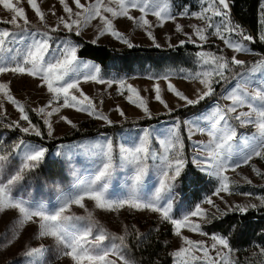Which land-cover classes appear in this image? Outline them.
I'll list each match as a JSON object with an SVG mask.
<instances>
[{
    "label": "snow or ice",
    "instance_id": "snow-or-ice-1",
    "mask_svg": "<svg viewBox=\"0 0 264 264\" xmlns=\"http://www.w3.org/2000/svg\"><path fill=\"white\" fill-rule=\"evenodd\" d=\"M72 2L79 11H74L69 6L68 0H59L67 19L60 16L59 22L54 27H48L46 14L41 10L38 0H27L40 22L48 29L41 31L31 26L25 9L18 6L19 0L16 3L13 0H0V5L13 13L10 20H0V23L14 26L12 29L0 28V76L8 73L27 75L39 79L40 86L46 87L47 92L51 94V99L46 105L32 111L44 117L43 126L47 129L48 139H57L54 136L55 129L51 118L59 114L62 108H73L78 112H85L109 126L114 123L107 115L100 112L96 103L82 91L80 88L82 81L107 84L109 88L114 84L118 85V94L123 95L125 91L129 93L125 97L127 101L142 109L151 119L152 113L146 99L134 86L126 84L123 78L105 80L101 76V68L98 65H88L79 59L80 45L73 43L70 39L60 40L53 47L52 33L60 31L62 25L63 30L69 33L75 29V35L79 36L83 27H86L91 20L99 18L103 28L97 39L100 35L111 34L131 48L134 45L116 29L113 23L114 18L126 17L137 26L144 27L146 34L155 43V37L149 29L155 26L162 27L169 20L175 21L172 0H108L107 4L105 0H91L88 4L81 3V0H72ZM111 4L117 6H110ZM201 4V10L198 12L190 13L185 6L184 11L179 13L181 17L190 16L205 24L204 27L191 26L194 32L185 33L187 41L181 40L179 42L181 46L186 42L196 44V40L192 38L194 35L202 42L198 47L203 49V44L209 39V33L223 41L228 49L236 53H250L252 49L249 45L255 43L257 39L264 43V0H259L258 4V33L255 37L240 23L233 21L232 0H201ZM131 10H138L141 15L132 16ZM106 14H110L112 18L110 19ZM149 14L156 17L157 25H153L147 19ZM51 15H56L55 11H52ZM216 18L219 20L217 21ZM176 31H183L179 24L176 26ZM92 43H96V40ZM169 46L174 47L171 44ZM155 47L159 48L160 45L155 43ZM196 57L202 70L191 76L182 77L198 80L203 85L204 90H197L195 98H190L179 91L171 83L170 74L148 78L167 81V90L170 93L184 101L186 106H196L215 94L214 84H219L221 80H228L225 74L231 70L232 66L245 68V71L236 72L232 76V79L236 80L235 86L222 95V99L230 101L229 104L221 106L217 102L211 106L210 111L201 112L183 122L177 118L172 129L159 133V143L163 149L159 154L151 150L154 130L148 127L140 129L136 136L129 138L127 143L120 144L118 154L113 139L106 136L102 141L93 144L58 145L54 155L60 159L53 163L60 166V172L57 175L61 180L64 177V166L73 163L77 155L76 150H82L96 159L88 176L80 179L77 173L79 182L75 184L74 190L63 194L51 208L43 201L30 203L16 191L18 186L23 185L26 179L42 165L45 168L48 167L49 148L42 144L27 142L23 138H19L7 148L0 145V213L7 210L17 211L18 216L14 219L20 228L29 222L38 225V238L54 239L57 245L55 259L66 257L70 259L71 264H117V260L121 264H136V261L129 258L126 252L127 232L124 235L110 233L93 219L91 212H88L87 216L66 214L70 212L73 205L87 211L85 199L93 201L97 209L110 212L128 208L158 213L161 221L170 223L173 234L181 238L183 242L181 247L170 253L173 264H238L232 259L236 249L232 247L229 235L212 234L213 243L206 245L204 241H196L184 236L182 229L207 236L208 233L202 229V223H209L215 217L211 216L209 210L203 205L207 204L220 212L212 196L223 200L221 193L232 194L234 182L226 173L229 170L235 172L236 169L249 165L253 158L264 160V59L246 67V62L237 59L236 56L229 60L224 55L201 50L196 53ZM10 83L11 81L0 82V95L3 100L15 106L20 117L19 120L5 123L7 113L3 101H0V124L10 130L19 129L26 135H35L43 140L45 133L41 126L32 122L25 105L12 95ZM250 84L254 85L251 90ZM153 91L155 100L171 112L172 109L169 108L168 103L162 99L158 83L154 84ZM245 107L248 111L240 110ZM115 111L126 118L125 112L118 106ZM59 119L72 128H77V124L66 116L60 115ZM233 120L238 122L240 127L249 125L254 127L255 132L251 135L238 133L237 126L232 123ZM21 121L26 122L27 126H22ZM202 121L211 123L208 127H201ZM181 123L187 128L189 140L198 132L209 137L207 142H195L197 154L190 161L184 154V140L180 135ZM14 157L20 160L19 165L15 167L12 163ZM150 160L153 161L151 166ZM125 167L129 169L125 180L129 189L127 195L122 197L116 196L115 193L110 195L109 183L114 173ZM252 169L257 175H264L255 165H252ZM199 173L215 178L217 186L212 196L205 197L200 203L195 204L193 210L183 212V202L180 205L176 204L177 189L182 185L198 183L202 179ZM150 174L155 176V183H150L145 188L146 180L151 179ZM247 182L251 184L250 180ZM23 191L26 189L20 188V192ZM244 195L252 194L244 193ZM257 199L260 201L259 207L264 208V197H257ZM224 203L229 212H238L241 215L258 207L257 204L252 203L245 205L228 204L227 201ZM174 207L176 215L173 213ZM223 215H227V212ZM82 221H88L87 225H81ZM237 227L238 225H232L233 230ZM136 236L140 240L142 234L137 231ZM14 237H19V231L14 233ZM106 241L108 243H105ZM257 247L261 255H264V245H257ZM48 252L49 249L42 244L37 247L25 246L19 264H52V261L47 259ZM211 252L215 255H211ZM110 257H116V259Z\"/></svg>",
    "mask_w": 264,
    "mask_h": 264
},
{
    "label": "rangeland",
    "instance_id": "rangeland-1",
    "mask_svg": "<svg viewBox=\"0 0 264 264\" xmlns=\"http://www.w3.org/2000/svg\"><path fill=\"white\" fill-rule=\"evenodd\" d=\"M13 2L16 3L17 0H13ZM89 2H91V0H81V3L83 4H88ZM38 3L40 4L41 10L44 11L46 14V24L48 27H54L59 22L58 17L60 16H64L67 19V15L63 12V6L59 3V0H38ZM68 3L69 6H71L74 11H79V9L75 8V5L72 2V0H68ZM105 3L107 4L108 0H105ZM18 6L23 7L25 9L27 17L31 22V25L35 26L34 29L47 31L45 25L40 22L39 18L35 15L34 11L28 5L27 0H19ZM110 6L116 7L117 5L111 4ZM52 11H55L56 15H51ZM172 12L174 15H176L175 21L169 20L165 22L162 27L155 26L152 29H149L150 31H152L153 36L155 37V43H158L160 46H169V44L171 45L180 44L179 42L181 40L187 41V37L185 33L191 34L194 32V29L191 26L193 25L200 27L205 26L204 22L201 20L191 18L190 16L181 17L179 16V14L174 13L173 9ZM130 14L135 17H139L141 15V13L138 10H131ZM12 15H13L12 12L5 10L3 6L0 5V20L3 21L10 20ZM106 15H108L110 19L112 18L110 14H106ZM147 19L153 25L158 24L156 17L152 16L151 14L147 16ZM216 19L217 21L219 20V18ZM113 23L116 29L121 33H123L131 41L132 44H147V45L155 44L153 40L150 39L149 36L146 34V29L144 27L137 26L136 23H134L131 20H128L126 17L114 18ZM177 24H179L182 27L183 31L181 32L176 31ZM102 28H103L102 22L100 21L99 18H96L94 20H91L86 27L82 28L81 35L88 40L91 41L96 40L97 43L108 42L114 45H127L117 40L111 34L100 35L99 38L97 39V36L99 35V32ZM61 30H63L62 25H61ZM73 31L75 32V29ZM192 38L193 40H196V43L198 44L202 43L194 35ZM63 39L65 38L53 37V47H55V44ZM233 39H236V37H233ZM207 42L210 43L212 42L221 46V48L224 50L225 53L224 56L227 57L229 60L231 59V57L236 56L237 59L244 60L245 62L249 63L248 66L246 67H250L254 62L260 60V59H254V55L257 54L253 50L250 53H236L233 50L228 49L227 46L223 43V41L219 40L215 36L210 35V33ZM249 47L251 48L250 45ZM80 60L88 65L91 64L98 65L97 63L90 60H85V59H80ZM234 67L235 66H232L231 70L225 74L228 77V80L227 81L221 80L220 82L221 84L219 90L220 92H218L217 94L218 100L212 103L209 107H207V109L202 110L201 112L210 111L211 106L217 102H219L221 106L230 103V101H226L222 99V95L226 93V90H230L235 86L236 80L232 79V76L236 72H243L246 70L245 68H239L238 71H234L233 70ZM170 79H171V83L179 91L183 92L185 95L189 96L190 98L196 97L197 90L200 91L204 90L203 85H201L198 80L184 79L182 77H170ZM125 80H126V84H131L132 86H134L140 92V95L146 99L149 110L151 111L152 115H158L161 113H170L167 109L164 108V106L161 103L155 100V93L153 91V86L156 83H158L161 88L162 99H164L168 103L169 108H171L172 111L185 105L184 101L179 100V98H177L176 96H174V94L170 93L167 90V81L163 79L154 80L146 77H128L125 78ZM8 81H11L10 89L12 95L21 103H23L25 107L27 105L33 109H39L41 106L46 105L47 102L51 99V94L47 92L46 87L40 86L41 81L37 78L29 77L27 75H13L11 73L0 76V82H8ZM215 85L216 84H214V88ZM253 87L254 85L251 84L249 85L250 90ZM80 88L87 96H89L96 103L97 109L100 112H102L104 115H107L113 122H118L120 120L131 119L136 117H140V118L147 117L142 109L137 108L136 106L130 104L127 101L125 97L129 93L125 91L123 95L118 94V85L114 84L111 88H109L107 84H99L93 81H89V82L82 81L80 84ZM76 94L79 95V93ZM0 101H3L4 103V108L6 109L7 116L11 118L13 121L19 120L20 113L16 110L15 106L7 102L6 100H3L2 95H0ZM101 101H103V103H101ZM117 106L125 112L126 118L121 117L118 114V112L115 111ZM240 110L248 111V108L245 107ZM201 112L185 117L183 121L186 119H191L194 116L199 115ZM60 115L68 117L76 124H78L80 121L85 119L92 120L97 124H106L104 121L95 119L89 116L85 112H78L73 108H62L59 114L53 115V117L51 118L53 127L55 129L54 136L62 134L72 128L69 124L59 119ZM38 116L41 117L43 120L44 117H42L41 115ZM175 122L176 119H171L166 122L153 124L148 127L154 130L153 141L151 145V150L153 152L159 154L163 151L159 143L160 140L159 133L162 131L166 132L172 129ZM210 123H211L210 121H202L201 127H208ZM232 123L237 126L238 133L251 135L252 133L255 132V128L250 125L247 127H240L238 122H236L235 120H233ZM21 124L22 126H27L26 122L21 121ZM140 129L142 128L124 130L120 132L118 135V148L120 144L127 143L130 137L136 136V134L139 132ZM185 133L187 138L188 133L186 127H185ZM105 136L106 135L96 136L62 145L71 146V145H79L82 143L93 144L102 141ZM187 140L190 143L189 156L190 158H192L194 155L197 154L195 151V142L196 141L207 142L209 140V137L206 134H201L198 132L197 134L192 136L191 140H189L188 138ZM56 151L57 148L53 149L50 152V155L55 156L54 154ZM76 151H77V155L74 157V159L72 157H70V159H73V165L75 167L76 172L82 174L80 176V179H84L92 171L93 161L96 158L90 156L87 153H84L82 150H76ZM149 164L151 166L153 164V161L150 160ZM252 165H255L256 168H258L261 173H264V160H260L259 158H253V160L249 165L242 166L236 169L235 172L229 170L226 174L230 177L231 181L234 179L240 182H247L248 180H250L251 182L256 184H263L264 175H257L253 171ZM128 174H129V169L127 167L123 169H118L117 172L114 173L112 180L109 183L108 192L110 195L113 193H115L116 196H121V197L127 195L129 189H128V185L125 183V180ZM150 176L151 179L146 180L145 188H147V186L150 183H155V176L151 174ZM77 182H79L78 179L67 185L65 188H63L60 194L54 200L52 201L43 200V202L49 208H51L63 194H66L74 190L75 184ZM221 196H223V200H221L219 197L212 196V199L214 200L215 204L219 207L220 212H217L216 209L210 208V206L207 204H204L203 207L208 210L213 209L217 213H224V212H229L227 205L224 203V201H227L228 204L245 205L252 203V204H257L259 206L260 201L259 199H257V197H264L253 194L249 196L234 191L232 192V194L221 193ZM28 201L30 203L40 202L38 200H28ZM84 203L87 211H85V209H82L77 205H73L70 209V212L66 214L87 216L88 212H91L93 218L103 222L109 229L111 230L113 229L120 234H123L127 227H129V229L131 230L147 220H150L155 217H159L158 213H153L147 210L136 211L133 209L124 208L116 212H110L102 209H97L93 201L85 199ZM17 216L18 213L15 210H7L4 213H0V233L1 232L6 233L5 241L0 244V264L8 263L9 261H11L10 264H19L21 253L25 250V246L37 247L41 244L49 249V252L47 254V259L52 261V264H55L56 261H62L63 264H71L70 259L66 257L59 260L55 259L57 245L53 238L51 237L38 238V225L32 224L31 222H29L23 228H20L19 225L17 224V221L14 219ZM193 219L196 220L197 218H193ZM80 224L85 225L83 221L80 222ZM17 231H19V237L15 238L14 233ZM182 232L184 236H187L192 240L204 241L206 245H211L213 243L211 240V235L201 236L198 233L190 232L187 229H182ZM172 240H173L174 250L178 249L183 244L181 238L176 237L174 234ZM50 253L52 254L51 258H50ZM210 254L213 256L215 255L214 252H211ZM248 254L250 255V259H252L253 261L255 259L256 261H259L260 264H264V255H261L259 248L251 249L250 251H248ZM237 256L238 254L235 251L232 255V259L237 261ZM110 258L116 259V257H110ZM117 264H121V262L117 260Z\"/></svg>",
    "mask_w": 264,
    "mask_h": 264
},
{
    "label": "trees",
    "instance_id": "trees-1",
    "mask_svg": "<svg viewBox=\"0 0 264 264\" xmlns=\"http://www.w3.org/2000/svg\"><path fill=\"white\" fill-rule=\"evenodd\" d=\"M259 0H232L231 15L234 22L240 23L243 28L251 33L254 37L258 33L257 12ZM173 10L177 13L184 11L187 6L189 12H198L201 10V0H172ZM33 28L35 26L31 25ZM0 27L12 29L14 26L0 23ZM48 30V29H46ZM53 37L67 38L73 43L80 45L78 49L79 59L90 60L99 65L101 68V76L105 79H120L128 77H157L170 74V77L191 76L196 72L201 71V65L196 57L198 51H211L219 55H225L221 46L215 43H204L203 49L198 47V43H185L170 46H160L147 44H133V47L128 45H114L108 42L92 43L81 34L75 35V32H67L60 30L52 33ZM252 50L256 52L254 59H264V43L258 39L255 43L250 44ZM249 63L246 62V66ZM239 66L233 68L234 71L239 70ZM221 82V81H220ZM221 84L215 85V94L201 101L196 106H181L170 113H161L148 117H136L124 119L114 122L112 125L97 124L92 120L85 119L77 124V128L55 135L57 139H48L46 137L47 129L43 126V120L33 108L26 105V110L34 124L41 126L45 133V138L42 140L35 135H26L19 129L10 130L0 124V145L7 148L19 138L26 141L42 144L49 148V152L57 148L58 145L84 140L96 136H109L113 139L118 151V135L124 130L135 128L149 127L153 124L166 122L177 118L182 122L185 117L201 112L217 101V94L220 92ZM13 121L6 116L5 123ZM181 136L184 140V154L191 160L189 156L190 143L186 138L185 126L181 123ZM60 158L49 155L48 167L43 165L35 173L31 174L23 185L18 186L17 192L26 200H54L70 183L77 180V172L73 163L65 164L64 177L61 180L57 173L60 172V166L53 163ZM19 158H13V167L19 165ZM194 168V166H192ZM79 177L82 175L78 173ZM202 179L195 184L182 185L177 189L176 204L180 205L183 202V212L194 209L195 204L200 203L205 197L211 196L217 181L213 177H209L203 173H199ZM233 191L239 193H251L253 195L264 196V183L256 184L251 182H240L236 179L232 180ZM20 188H25L26 191L20 192ZM16 194V193H14ZM210 215L215 217L209 223H202V229L208 235L222 234L229 235L232 247L236 249L238 254V264H260L259 261L250 259L248 251L258 249L257 245H264V208L257 207L255 210H249L247 214L241 215L238 212L217 213L213 209H209ZM176 215V209L173 210ZM225 213V212H224ZM182 214V213H181ZM99 225L103 226L110 233L115 235H124L127 232L126 249L129 258L134 259L136 264H173V258L170 253L173 249V227L170 223L163 222L159 217L152 218L139 224L134 229L126 228L123 234L115 230L109 229L103 222L93 218ZM87 225L88 221H83ZM238 225L237 229L233 230L232 225ZM137 231L142 234L140 240L137 239ZM6 239V233H0V244ZM105 243H108L107 241ZM117 243H119L117 241ZM52 254L50 253V258ZM8 263L3 264H10ZM55 264H63L62 261H56Z\"/></svg>",
    "mask_w": 264,
    "mask_h": 264
},
{
    "label": "crops",
    "instance_id": "crops-1",
    "mask_svg": "<svg viewBox=\"0 0 264 264\" xmlns=\"http://www.w3.org/2000/svg\"><path fill=\"white\" fill-rule=\"evenodd\" d=\"M173 9V8H172ZM174 11V10H173ZM174 13H177L176 11H174ZM177 14H179V13H177ZM173 45H175V44H173ZM133 77H137V76H133ZM146 78H148V77H146ZM207 109V108H206Z\"/></svg>",
    "mask_w": 264,
    "mask_h": 264
}]
</instances>
